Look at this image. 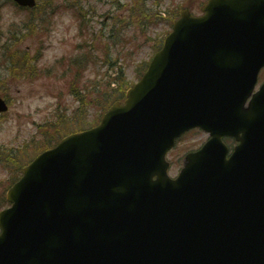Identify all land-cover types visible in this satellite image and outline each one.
<instances>
[{
  "label": "water",
  "instance_id": "water-1",
  "mask_svg": "<svg viewBox=\"0 0 264 264\" xmlns=\"http://www.w3.org/2000/svg\"><path fill=\"white\" fill-rule=\"evenodd\" d=\"M16 1L30 6L36 3V0ZM223 1L209 0L203 8L206 14L201 17H193L184 9L181 19L175 22L174 32L166 38L164 48L156 54L143 80L129 90L127 104L116 103L111 109L113 116L121 118L116 123L125 131L146 137L149 129H157L151 133L152 140L160 134L156 155L162 152L168 139L191 126H210L218 135L237 118L238 110L241 109V114L247 111L240 106V101H231L225 89L252 79L255 69L250 64H241L239 52L227 47H248L254 39L237 33L243 13L228 11V3ZM239 1L230 0L229 4L236 5ZM260 13L264 14V10ZM227 56L232 57L229 67ZM0 109H6L1 99ZM254 110V119L245 116L241 125L259 126L260 119L264 120V103L256 102ZM128 115L131 119L125 118ZM101 133L99 130L84 133L44 158L41 164L46 174V189L26 190L17 185L9 191V199L15 203L0 213V224L4 228L0 248L13 249L9 258L15 264H24L21 260L24 241L18 233L28 225L26 218H37L41 225L54 227L56 232L61 231L62 225H77L79 232L92 231L93 225L117 223L126 218L119 205L113 212L106 210L102 214L95 201L81 206L87 189L105 200L119 192L139 196L128 200L143 215L137 218L139 222L142 220L138 225H129L133 234L127 255L134 256L147 247L149 252L158 253L155 256L161 263H164L162 256L177 264H233L227 246L235 241L253 256L237 264H264V225L253 221H249V225H238V218L225 208L224 190L228 193V189L234 188H225L222 175L225 163L218 148L210 147L199 164L187 167L179 182H166L161 169L156 171L159 181L155 187L143 183L137 191H132L126 183L128 179L121 182L117 179L116 167L124 164L123 153L118 148L121 140L115 135L107 138V145H103L107 152H102L97 139ZM246 133L254 135L255 131ZM253 142V138H245L237 156ZM84 147L83 161L80 150ZM73 160L81 164H74ZM69 171L75 175L66 176ZM253 182L258 184L256 180ZM249 190L254 192L251 197L254 195L264 201V185H255ZM104 203L112 206L109 200ZM23 211L24 218L19 222ZM223 217L227 223L222 221ZM14 225L16 230L12 231ZM57 237L59 240L38 237L45 244V258L49 257L50 264H92L91 259H76L68 244H60L61 236ZM82 252L87 250L82 249ZM3 254L6 258L5 251ZM178 254L185 257L180 261L171 259ZM116 259L121 264L124 257ZM94 260L96 264H103L101 256Z\"/></svg>",
  "mask_w": 264,
  "mask_h": 264
},
{
  "label": "rangeland",
  "instance_id": "rangeland-1",
  "mask_svg": "<svg viewBox=\"0 0 264 264\" xmlns=\"http://www.w3.org/2000/svg\"><path fill=\"white\" fill-rule=\"evenodd\" d=\"M121 1L125 3V6L130 2L131 9L126 7L129 9L127 16L133 21L121 15L117 0H84V32L86 31L85 34L89 35V41L95 44L90 48L88 46H86L87 48H81L82 46L78 48V43L85 39L80 32V20L73 11L61 9V13L58 12L55 15L51 31L41 42L44 48L40 65L46 67L58 62L66 63L68 58L74 54L80 51L85 52L90 57L92 64L84 71V76L77 84L87 94H93L92 87L96 84H105L110 77L119 80L114 74L112 64L110 65L112 61L118 67L119 65L123 66L126 76L132 81L131 84L138 81L140 76L136 72V64L149 61L155 52V47L159 46L157 41H149L148 36H154L157 32L159 36H164L168 30L172 29L169 23L170 19L168 22L161 21L159 25H156L154 24L156 18H150L149 12L154 14L160 7L164 10V5L170 4L173 7L183 0H147L145 4L141 5L138 3L141 0ZM203 1L206 0H185V5L190 6L192 11L198 14L201 13ZM39 3L44 6V0H39ZM43 6L36 11L38 16L42 14ZM0 12L2 13L0 23L5 26H10L14 21H21L26 16L25 12L19 11L16 6L12 5H4ZM109 15H116V17L111 19ZM92 32H95L96 37L92 36ZM39 46V43L36 44L33 39L19 41L16 45L24 51H30L32 55L36 53ZM64 57L65 59L58 61ZM57 70L59 73L32 81L27 80L23 84L9 86V82L0 83V88L8 92L11 103L10 111L0 118V143L7 147H17L27 140L28 149L19 154V159L23 164L33 158L41 149L53 145L64 134L85 128L100 120L103 109L95 110L94 107H91L87 110V115L82 117L79 122L72 123L69 128L62 129L54 135L53 139L47 140L40 134L34 136L37 131L36 122H43L49 118L60 100L61 104L67 105V107L60 108L67 115L72 113L78 104L70 93L73 76L62 79L63 66H59ZM110 74L115 76H110ZM86 87L89 89H85ZM56 113L50 119H56ZM206 136L207 133L196 130L184 136L183 140L181 139L180 144L170 153V158L173 161L172 174H176L180 169L181 157L189 150L199 146ZM9 174L13 175L11 180L18 178L17 167L6 169L0 165V179H7V182L0 184V204L4 203L3 191H6L11 185L8 180Z\"/></svg>",
  "mask_w": 264,
  "mask_h": 264
},
{
  "label": "trees",
  "instance_id": "trees-1",
  "mask_svg": "<svg viewBox=\"0 0 264 264\" xmlns=\"http://www.w3.org/2000/svg\"><path fill=\"white\" fill-rule=\"evenodd\" d=\"M16 23L17 21L14 22V24H12L11 26L6 27L5 29H2V27L0 26V41L2 39H5L3 42H0V55L3 54V56L7 58L4 61V64L6 65L10 75H16L19 71H21L23 74H26L29 71L31 72L30 75L34 76L37 70L36 64L31 63V53L29 51L21 52L18 48H16V44L17 41L25 39L28 35L33 37V34L38 29L29 26L20 28V26H16ZM20 31H22V33L18 34ZM145 65L146 63L141 62L139 64V67H144ZM116 72L117 77L119 78V80H116L118 83L116 89H104L103 87L101 88L100 85L98 87H95V90H97V92L96 94L94 93L93 96L98 94V98L101 102L104 101L105 103H109L114 98L121 96L125 89V83L128 84V79L124 77L123 66L120 65L118 71ZM112 82L114 81H110L108 85L110 86ZM88 97L90 96H79V100L81 101L80 109L84 108V104L89 105L93 101L92 99H88Z\"/></svg>",
  "mask_w": 264,
  "mask_h": 264
},
{
  "label": "bare ground",
  "instance_id": "bare-ground-1",
  "mask_svg": "<svg viewBox=\"0 0 264 264\" xmlns=\"http://www.w3.org/2000/svg\"><path fill=\"white\" fill-rule=\"evenodd\" d=\"M226 202H228V199H226ZM222 221H223L224 223H227L228 220H226V218L223 217ZM241 235L243 236V234H241ZM255 241H256V240H255ZM239 245H240V244H239ZM166 261L168 262V264H177V263H171V262H169V259H168V258H166Z\"/></svg>",
  "mask_w": 264,
  "mask_h": 264
}]
</instances>
